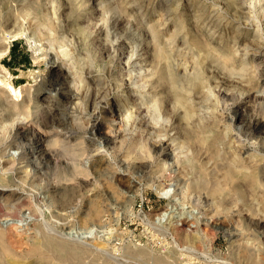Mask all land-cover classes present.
<instances>
[{"label":"rangeland","instance_id":"rangeland-1","mask_svg":"<svg viewBox=\"0 0 264 264\" xmlns=\"http://www.w3.org/2000/svg\"><path fill=\"white\" fill-rule=\"evenodd\" d=\"M25 31L43 50L35 53L24 37L15 36ZM8 41V53L0 57V79L22 96H15L0 82V173L13 166L18 171L12 184L2 183L11 185L0 187V205L20 206L0 213V262H4L0 264H64L55 249L51 252L46 247L31 257L30 249L40 233L66 243L69 252L82 253L84 261L80 259L87 264H264V223L256 225L257 219H264V134L250 135L246 125L249 115L264 120V0H0V51ZM69 65H75L74 70ZM60 73L80 75L85 81L91 90L87 109L82 106L68 113L66 98L52 89ZM241 93H245L244 103L231 122V115L222 111ZM176 98L182 107L174 112ZM49 104L53 109L58 106L69 120L77 118L78 124H87L89 115H97L100 135L115 139L91 159L93 173L83 169L88 152L80 143L81 135L74 141L80 145L73 142L70 150L64 151L67 147L58 142L67 135L60 123H35L34 133H44L46 152L36 162L17 159L27 142L15 136L16 127L38 121ZM218 107L222 111L210 112ZM156 115L170 119L167 133L174 145L187 143L186 130L216 142L210 147L189 144L196 165L182 172L185 166H175L172 158L157 160L146 138L139 137ZM18 117L26 120L14 125ZM233 160L239 167H234L238 170L232 182H239L230 186L232 182L224 176ZM38 162L46 163L41 169ZM121 178L130 179L134 187L128 190ZM84 180L91 184L83 186ZM221 182L223 186L226 182L225 187L219 185L221 197L214 198L225 218L208 221L211 190ZM89 187L105 196L107 205L96 220L85 211L86 198L92 194ZM23 213L27 220L18 222ZM42 248L48 250L46 254H41L46 252ZM49 251L52 259H48ZM8 252L12 256H6ZM81 260L78 264H83Z\"/></svg>","mask_w":264,"mask_h":264},{"label":"bare ground","instance_id":"bare-ground-1","mask_svg":"<svg viewBox=\"0 0 264 264\" xmlns=\"http://www.w3.org/2000/svg\"><path fill=\"white\" fill-rule=\"evenodd\" d=\"M247 1V0H246ZM255 1V0H254ZM251 2V1H250ZM262 3V2H261ZM259 5V4H258ZM251 6V5H250ZM232 8V7H231ZM30 17V16H29ZM232 18V17H231ZM251 24V23H250ZM243 26V25H242ZM23 27V26H22ZM241 27V26H240ZM261 28V27H260ZM26 32V31H25ZM25 32H21V33H19V34H17V35H15V36H18V37H24L27 41H28V43L30 44L29 46L32 48V50H34V52L35 53H37V51H41V50H43L41 47H42V45H40L39 44V42L33 37V36H31V35H29L27 32L25 33ZM63 38V37H62ZM2 39V38H1ZM5 39V38H4ZM64 39V38H63ZM7 41V40H6ZM41 41V40H40ZM71 42V41H70ZM71 45H72V47H73V45L74 44H72V43H70ZM69 44V45H70ZM1 45H2V43H1ZM44 45V44H43ZM67 45V44H66ZM81 45V44H80ZM52 46V45H51ZM0 47H2V46H0ZM9 47H10V45H9V41L8 42H4V47H3V49L0 51V57H2V56H4V55H6L7 53H8V50H9ZM65 47V46H64ZM77 47V46H76ZM48 48V46H46V48L45 49H47ZM82 48V47H81ZM119 50H121V49H119ZM169 50V49H168ZM61 51V50H60ZM137 51V50H136ZM163 51H164V49H163ZM165 51H167V50H165ZM74 52H75V50H74ZM134 53V52H133ZM170 53V52H169ZM76 54V53H75ZM124 54V53H123ZM129 54V53H128ZM137 54V53H136ZM165 54L166 55H169V54H167L166 52H165ZM173 54V53H172ZM68 55V54H67ZM71 55V54H70ZM69 55V57H71ZM121 55H122V52H121ZM138 55H139V53H138ZM47 56H48V54H46V58H47ZM123 56V55H122ZM173 56V55H172ZM181 56V55H180ZM63 57V56H62ZM169 57V56H168ZM167 58V57H166ZM171 58V57H170ZM71 59V58H70ZM50 61L52 60L51 58L49 59ZM169 60H171V59H169ZM118 61V60H117ZM130 59H129V61H128V64H131L130 63ZM133 61V60H132ZM174 62V61H173ZM172 62V63H173ZM134 63V62H133ZM144 63H146V62H144ZM166 63H168V61H166ZM170 63V62H169ZM180 63V62H179ZM186 63V62H185ZM73 64H75V63H73ZM136 64L137 63H135L134 65L136 66ZM174 64V63H173ZM187 64V63H186ZM165 65V64H164ZM70 66V65H69ZM80 66V65H79ZM85 66V65H84ZM135 66H134V68H135ZM171 66H174V65H171ZM177 66V65H176ZM187 66V65H186ZM71 67V69H70V71L71 70H74V69H72L73 67H75V65H72V66H70ZM119 67V66H118ZM168 67H169V65H168ZM111 68V67H110ZM169 68H171V67H169ZM178 68V67H177ZM87 69V68H86ZM133 69V68H132ZM190 69V68H189ZM84 70V69H83ZM175 70V69H174ZM180 70V69H179ZM75 71H77V70H75ZM137 71V70H136ZM142 72V71H141ZM171 72V71H170ZM169 72V73H170ZM174 72V71H173ZM173 72H171V73H173ZM180 72V71H179ZM185 72H186V70H185ZM184 72V73H185ZM189 72H190V70H189ZM75 73V72H74ZM78 73V72H77ZM85 73V72H84ZM133 74V73H132ZM175 74V73H174ZM179 74V73H178ZM71 75V74H70ZM70 75H68L67 73H60L59 75H57V76H55L54 77V84L52 85V89H53V91H54V93L56 94V95H59L60 93L61 94H63V96H64V98H66V102L68 103V106H67V108H65L67 111H68V113L70 114V113H72V110L73 109H76V108H80L81 107V109H83V107L82 106H86V105H88L89 104V100L91 99V90H90V88L88 87H86V84H85V81L81 78V77H70ZM183 75V74H182ZM186 75V74H185ZM262 75L264 76V73H262ZM170 76V75H169ZM172 76H173V74H172ZM191 76V75H190ZM180 77V76H179ZM182 77V76H181ZM187 77V76H186ZM195 77V76H194ZM83 78H84V76H83ZM156 78V77H155ZM176 78H177V76H176ZM74 79H76V80H78L77 82H78V85L76 84V82H75V84H73V80ZM190 79V78H189ZM143 80V79H142ZM160 80V79H159ZM176 80V79H175ZM75 81V80H74ZM87 81V80H86ZM113 81V80H112ZM132 81V80H131ZM134 81H135V79H134ZM182 81V80H181ZM192 81V80H191ZM0 82H2L3 84H7L6 86H7V90H9L10 92H12L15 96H22L21 94H20V92H17L16 90H14V87H13V85L12 84H10V83H7V80H5V79H0ZM6 82V83H5ZM137 82V81H136ZM184 82H185V80H184ZM99 83V82H98ZM113 83V82H112ZM132 83H134V82H132ZM141 83V82H140ZM175 83H177L176 81H175ZM198 83V82H197ZM121 84V83H120ZM128 84V83H127ZM137 84H139V83H137ZM174 84V83H173ZM181 84V83H180ZM180 84H178V85H180ZM190 84V83H189ZM195 84V83H194ZM140 85V84H139ZM169 85V84H168ZM176 85V84H175ZM244 85V84H243ZM115 86V85H114ZM122 86V85H121ZM121 86H119V87H121ZM124 86H125V84H124ZM129 86H130V84H129ZM141 86L142 85H140V88H141ZM184 86H185V84H184ZM195 86V85H194ZM198 86V85H197ZM74 88V91H72L71 90V88ZM111 87H112V85H111ZM111 87H110V89H111ZM119 87H118V89H119ZM143 87V86H142ZM179 87V86H178ZM183 87V86H182ZM114 88V87H113ZM178 89V88H177ZM185 89H186V87H185ZM216 89V88H215ZM107 90V89H106ZM193 90V89H192ZM243 91V90H242ZM110 92H111V90H110ZM185 92V91H184ZM193 92V91H192ZM244 92H245V89H244ZM97 93V92H96ZM186 93V92H185ZM1 94V93H0ZM7 94V93H6ZM99 94V93H98ZM238 94V93H237ZM8 95V94H7ZM177 95V94H176ZM243 95H245V93H241V95H239V96H237V95H234V97H232V103L228 106V107H226V108H224L223 109V111L222 110H220L219 109V107H218V109H214V110H211L210 112L212 113V114H217L219 111H222V112H227L228 113V115H231V122H232V120L234 119L233 117H234V115L236 114V113H238V110L240 109V105L241 104H243L244 103V101H243ZM60 96V95H59ZM103 96V95H102ZM214 96V95H213ZM218 96V95H217ZM262 96V95H261ZM93 97H95V95L93 96ZM122 97H124V96H122ZM127 98H128V96H126ZM175 97V96H174ZM189 97V96H188ZM259 97V96H258ZM63 98V99H64ZM126 98V99H127ZM219 98V97H218ZM261 98V97H260ZM177 99V98H176ZM193 99V98H192ZM65 100V99H64ZM170 100V99H169ZM216 100V99H215ZM20 101V100H19ZM171 101V100H170ZM39 102V101H38ZM65 102V101H64ZM91 102V101H90ZM201 102V101H200ZM46 103H48L47 101H46ZM45 103V104H46ZM161 103V102H160ZM219 103V102H218ZM51 104V103H50ZM50 104H49V109H48V111H46L45 113H44V115H43V117H41L38 121H30L31 123L29 124V125H22V126H20V127H16V131H15V136H17L19 139H21V140H26L25 142H27V143H25V146L24 147H26V149H24L23 151H21V153L18 155V157H17V159L19 160H21L22 158H24V160H25V158L30 162H36V161H38L37 160V158H38V155H40V154H43V153H45L46 151H45V148H44V145H43V138H42V135L44 134H42L41 132H39V131H37L36 133H34L35 132V123L37 124V125H39V124H42L43 122H45V123H49V122H51V123H60V124H63L64 125V127L62 128L63 130V132L62 133H65V134H67V135H63V137L62 138H60V141H58V142H60L61 143V145L64 147H67V148H65L64 149V151L66 150V149H68V150H70L68 147L70 146V145H73L72 143L75 141V139H76V137H80V135L82 136L81 138H82V140H80V141H82V142H80V143H83V148H84V146H85V148L84 149H86V151L88 152V155L87 156H85V161H83L82 163H83V169H85L84 171H86V173H88V174H91V173H93V166H91L90 165V161H91V159L92 158H94V157H96V156H98V154H99V152L101 151V149L103 148L104 150H105V147H106V145H108L109 143H115V139L113 140V139H110L109 137H107V136H104V135H100V133H99V130H101L102 129V127L99 125V122H98V116L97 115H93V116H91V115H89V117L90 118H88V122L89 123H87V124H78V123H75V120H77V118H73V119H71V120H69V118H67L66 117V114H64L63 112L61 113L60 111H62V110H60L59 111V109L60 108H58V106H56L55 107V109H53L54 107L53 106H50ZM200 104V103H199ZM210 104V103H209ZM42 105V104H41ZM57 105H59V104H57ZM155 105V104H154ZM59 106H61V105H59ZM156 106H158V105H156ZM205 106V105H204ZM208 106V105H207ZM63 107H65V106H63ZM89 107V106H88ZM159 107V106H158ZM180 107H182V102L181 101H179V99H177V101L175 100V102L173 103V109H174V112H177V110L180 108ZM212 107H213V105H212ZM216 107V106H215ZM86 109H87V106H86ZM86 109H84V111L86 110ZM135 109V108H134ZM204 109H205V107H204ZM203 109V110H204ZM47 110V109H46ZM77 110H79V109H77ZM96 110L98 111V107L96 106ZM136 110V109H135ZM143 110V109H142ZM182 110V109H181ZM188 110V109H187ZM206 110V109H205ZM139 111V110H138ZM93 112V111H92ZM136 112V111H135ZM157 112H160V110L159 111H157ZM190 112V111H189ZM191 112H193V111H191ZM207 112V111H206ZM42 113V114H43ZM74 114H75V112H73ZM99 113V112H98ZM131 113H132V111H131ZM131 113L129 112V115H131ZM144 113V112H143ZM142 113V114H143ZM150 113V112H149ZM172 113H173V111H172ZM180 113H182V112H180ZM195 113V112H194ZM77 114V113H76ZM76 114H75V116H76ZM81 114V112L79 111V115ZM133 114H134V112H133ZM139 114V113H138ZM207 114V113H206ZM257 114V113H256ZM24 115V114H23ZM85 115V114H84ZM151 115V114H150ZM181 115V114H180ZM204 115V114H203ZM87 116V115H86ZM155 116V115H154ZM157 116V115H156ZM40 117V116H39ZM74 117V116H73ZM88 117V116H87ZM129 117V116H128ZM127 117V118H128ZM183 117V116H182ZM203 117V116H202ZM201 117V118H202ZM212 117H214V116H212ZM70 118H72V117H70ZM79 118V117H78ZM130 118H132L133 119V117H131L130 116ZM137 118V117H136ZM140 118H142V116L140 117ZM144 118V117H143ZM147 118V117H146ZM145 118V119H146ZM150 118V117H149ZM163 118V117H162ZM168 118V117H167ZM186 118L187 119H191L192 118V115H190V114H186ZM87 119V118H86ZM208 119V118H207ZM218 119V118H217ZM24 120H26V117L25 118H22V117H18V118H16L14 121H15V123H14V125L16 124V123H22L23 124V122H24ZM36 120V119H35ZM144 120V119H143ZM147 120V119H146ZM162 119L160 118V116H157V117H155V119H153L152 121H151V123H152V125L150 124L149 125V128L148 129H146V130H148L146 133H142V134H139V137L142 139H144V137L146 138L145 140L150 144V146H151V149L153 148L154 149V152L156 153V155H158L157 157V160H159L160 158L162 159V161L164 162V161H167V159L168 158H172V160L174 161V164H175V166H180V165H183V167L185 166V168H183V169H181L182 170V172H183V170H186V166H189V167H191V166H195L196 165V159L195 158H197V157H195L194 156V152L191 150V149H189V144L190 145H194V144H196V143H198V142H201L200 144H202V145H206V146H209L210 147V145L211 144H214V141H213V143H210L209 141H210V137L209 136H207L206 138L204 137V138H202V137H200V136H197V132H196V134H195V132H193V131H191V130H186L185 131V141L188 143H183V145H181V144H178V145H174V144H172L173 142H175V140H173V139H171L170 137H169V133H167V131H168V129L170 128V126H171V124H170V119L168 118V120H162ZM192 120V119H191ZM203 120V119H202ZM201 120V121H202ZM85 121V120H84ZM127 121V120H126ZM137 121H139V120H137ZM166 121V122H165ZM193 121H196V120H193ZM199 121V120H198ZM129 122V121H128ZM128 122L126 123V127H124V128H128L129 127V125H128ZM33 123V124H32ZM131 123V122H130ZM150 123V122H149ZM172 123H173V121H172ZM197 123V122H196ZM133 124H135L134 122H133ZM136 124H137V122H136ZM139 124H141V123H139ZM245 124V123H244ZM131 125V124H130ZM207 125V124H206ZM230 125V124H229ZM231 125H232V123H231ZM230 125V126H231ZM246 125H247V129H248V131H249V133H250V135H263L264 134V120H262V119H260L259 118V116L257 117L256 115H249V118H248V120H247V123H246ZM74 126V127H73ZM140 126V125H139ZM174 126V125H173ZM13 127H15V126H13ZM40 127V126H39ZM39 127H37L38 129H39ZM42 127V126H41ZM73 127V128H72ZM147 127V126H146ZM139 128V127H138ZM140 128H141V126H140ZM140 128H139V130H140ZM183 128V127H182ZM37 129V130H38ZM44 128L42 127V130H43ZM132 129L135 131V126L134 125H132ZM143 129V128H142ZM146 130H144V131H146ZM61 131V130H60ZM131 132V131H130ZM14 133V132H13ZM107 133V132H106ZM138 133H140L139 131H138ZM42 134V135H41ZM126 134V133H125ZM178 135V134H177ZM207 135V134H206ZM175 136V135H174ZM181 136V135H180ZM14 138V137H13ZM58 139V138H57ZM57 139H56V141H57ZM176 139V138H175ZM180 139V138H179ZM224 139V138H223ZM51 140V139H50ZM55 140V139H54ZM182 140V139H181ZM219 140V139H218ZM46 141V140H45ZM53 142H55V141H53ZM52 142V143H53ZM216 142V141H215ZM52 143H51V145H52ZM57 143V142H56ZM56 143H55V145H56ZM75 143H77V144H79L80 145V143H78L77 141L76 142H74V144ZM138 142H136L134 145H135V147H136V144H137ZM76 144V145H77ZM240 144V143H239ZM54 145V146H55ZM76 145H74L75 147H76ZM134 145H133V147H134ZM237 145V144H236ZM48 146H50L49 144H48ZM197 146V145H196ZM200 146V145H199ZM70 147H72V146H70ZM81 147H82V144H81ZM81 147H80V149L79 150H82V151H84V149H81ZM1 148V147H0ZM201 148V147H200ZM217 148V147H216ZM229 148V147H228ZM237 148V147H236ZM49 149V148H48ZM60 149V148H59ZM219 149V148H218ZM218 149H216V151L217 152H219L218 151ZM55 150V149H54ZM63 150V149H62ZM73 150H74V147H73ZM75 150H76V148H75ZM75 150H74V152H75ZM143 150H145V149H143ZM191 150V151H190ZM204 150V149H203ZM203 150H201V151H203ZM206 150V149H205ZM214 150V149H213ZM213 150H212V152H213ZM235 150V149H234ZM72 151V150H71ZM70 151V152H71ZM134 151H135V149H134ZM200 151V152H201ZM207 151V150H206ZM206 151H205V153H206ZM215 151V152H216ZM240 152H241V150H239ZM244 151V150H243ZM79 152V151H78ZM131 152V151H130ZM192 152V153H191ZM211 152V151H210ZM212 152H211V154H212ZM85 153V152H84ZM109 153V152H108ZM221 152H219V153H215L216 154V156H218V157H220L219 155H217V154H220ZM72 154H73V152H72ZM71 153H70V156L72 155ZM80 154H82L83 155V153H80ZM85 154H87V153H85ZM84 154V155H85ZM136 154V153H135ZM200 154V153H199ZM203 154H204V152H203ZM209 154V153H208ZM230 154V153H229ZM240 154V153H239ZM243 154V153H242ZM76 155V154H75ZM81 155V157H83ZM236 155V154H235ZM207 157H208V155H206ZM205 156V154H204V157L206 158V161H207V157ZM209 156H210V154H209ZM223 156V155H222ZM202 157V156H201ZM213 157V156H212ZM224 157V156H223ZM237 157H238V154H237ZM79 158V157H78ZM129 158V157H128ZM211 157H209V159H210ZM239 158H240V155H239ZM15 159V158H14ZM81 159V158H80ZM134 159V158H133ZM156 159V158H155ZM200 159H202V158H200ZM233 159V158H232ZM19 160V161H20ZM78 160V159H77ZM76 160V162H79L80 160H78L77 161ZM198 160V159H197ZM205 160V159H204ZM210 160H212V158L210 159ZM227 160V159H226ZM231 160V159H230ZM126 160H124V162H125ZM141 161H142V159H141ZM145 161V160H144ZM152 161V160H151ZM169 161V160H168ZM203 161V160H202ZM201 161V162H202ZM209 161V160H208ZM216 161V160H215ZM75 162V161H74ZM123 162V161H122ZM134 162V161H133ZM140 162V161H139ZM159 162V161H158ZM162 162V163H163ZM170 162V161H169ZM226 162V161H225ZM26 163H27V161H26ZM45 163L46 162H44V163H41V162H38L37 164H39L38 166L42 169L43 168V164L45 165ZM97 163V162H96ZM156 163V162H155ZM159 163H161V162H159ZM171 163V162H170ZM218 163V162H217ZM235 163H236V161L235 160H233L232 162H230L229 164H228V167H227V170H226V173H225V176H224V179L225 180H227V181H231L232 182V180L234 179V177L236 176L235 175V173H236V170H238V169H236L235 170V168L234 167H236V166H234L235 165ZM238 163V162H237ZM73 164V163H72ZM140 164V163H139ZM143 164V163H142ZM152 164L154 165V163H153V161H152ZM169 164V163H168ZM225 164H227V163H225ZM13 165H15V162H14V164ZM75 165V164H74ZM133 165V164H132ZM144 165V164H143ZM158 165V164H157ZM170 165V164H169ZM224 165V164H223ZM129 166V165H128ZM160 166V165H159ZM164 166H166V165H164ZM168 166V165H167ZM217 166V165H216ZM73 167V166H72ZM76 167V166H75ZM82 167V166H81ZM80 166H78V170L80 171V169L79 168H81ZM144 167V166H143ZM158 167V166H157ZM162 167H163V165H162ZM171 167H173V166H171ZM239 167V166H238ZM238 167H236V168H238ZM77 168V167H76ZM134 168H136V166L134 167ZM170 168V167H169ZM71 169V168H70ZM69 169V170H70ZM96 169V168H95ZM145 169V168H144ZM178 169V168H177ZM190 169H192V168H190ZM208 169V168H207ZM128 170V169H127ZM167 170V169H166ZM169 170V169H168ZM172 170H173V168H172ZM180 170V169H179ZM189 170V169H188ZM96 171V170H95ZM130 171V170H129ZM138 171V170H137ZM141 171V170H140ZM207 171V170H206ZM18 171H17V168H15L14 166L12 167V168H9V169H4V170H2L1 171V173H0V187L2 186V187H4V186H6L7 184H2V183H4V182H11V184H12V181L14 180V174L15 173H17ZM74 172V171H73ZM142 172V171H141ZM144 172V171H143ZM168 173H169V171H168ZM178 173V172H177ZM202 173V172H201ZM151 174V173H150ZM163 174V173H162ZM161 174V175H162ZM204 174V173H203ZM202 174V175H203ZM93 175V174H92ZM165 175V177H166V174H164ZM168 175V174H167ZM172 175V174H171ZM178 175V174H177ZM180 175H182L181 174V172H180ZM89 176V175H88ZM170 176V175H169ZM204 176V175H203ZM97 177V176H96ZM147 177V176H146ZM160 177V176H159ZM162 177V176H161ZM178 177V176H177ZM59 178V177H58ZM74 178V177H73ZM72 178V179H73ZM82 178H84V177H82ZM92 178V177H91ZM90 178V179H91ZM170 178H171V176H170ZM173 178V177H172ZM171 178V179H172ZM184 178H186V179H188L187 177H184ZM246 178V177H245ZM62 179V178H61ZM121 179H123V182H125V187H127L128 188V190L131 188V187H134L133 185H132V182H130L131 180L130 179H124V178H121ZM164 179V178H163ZM170 179V180H171ZM178 179V178H177ZM182 179V178H181ZM238 179V178H237ZM60 180V179H59ZM166 180V179H165ZM219 180H220V178H219ZM239 180V179H238ZM238 180H234V181H237V182H239ZM70 181H72V180H70ZM91 181H92V179H91ZM134 181V180H133ZM136 181V180H135ZM162 181V180H161ZM168 181V180H167ZM182 181V180H181ZM185 180H183V182H184ZM194 181V180H193ZM234 181L232 182V183H230L231 185L230 186H232V184L234 183ZM73 182V181H72ZM75 182V181H74ZM83 182H85V183H83V186H88V185H90L91 183H88V180H84ZM16 183V182H15ZM18 183V182H17ZM25 183V182H24ZM50 183V182H49ZM186 183H187V181H186ZM252 183V182H251ZM10 184V185H11ZM20 184V183H19ZM220 184H222V185H220ZM225 184H226V182L224 183V186H223V183L221 182V183H219L218 184V186L217 187H214V186H212V187H214L213 189H212V187H211V196H213L212 197V201H211V203L209 204V209H208V212L206 213V218H207V220L208 221H212V222H218V221H220L221 220V218H225V215L224 214H222L223 212V210H221V204H220V202L218 201V200H216L215 198H219V197H221V193H222V191H223V188H222V190H221V187L220 186H223V187H225ZM240 184V183H239ZM10 185H7V187H9L10 188ZM123 185V184H122ZM169 185V184H168ZM220 185V186H219ZM15 186V185H14ZM208 186V185H207ZM94 187V186H93ZM167 187V186H166ZM15 188V187H14ZM41 188V187H40ZM51 188V187H50ZM55 189H56V187H54ZM90 188V187H89ZM122 188V187H121ZM190 188V187H189ZM232 188V187H231ZM12 189V188H11ZM29 189V188H28ZM86 189V188H85ZM90 189H92V187L90 188ZM100 189V188H99ZM126 189V188H125ZM158 189V188H157ZM46 190V189H45ZM51 190V189H50ZM49 189H47V191L49 192L50 191ZM87 190H89V189H87ZM101 190V189H100ZM124 190V189H123ZM184 190V189H183ZM210 190V189H209ZM208 190V191H209ZM29 191V190H28ZM33 191V190H32ZM57 191V190H56ZM92 191V194H91V196L90 197H87L86 199H87V201H88V203H86V210L85 211H88V213L90 212V214H88L89 215V217L91 218V219H95V218H99V217H101V214L103 213H105L106 211H107V205H106V201H104L105 200V196H103L102 194L101 195H99L97 192H96V190L95 189H92L91 190ZM110 191V190H109ZM125 191V190H124ZM185 191V190H184ZM53 192V191H52ZM102 192V191H101ZM100 192V193H101ZM105 192V191H104ZM122 192V191H121ZM170 192V191H169ZM169 192H166V193H168L169 194ZM33 193V192H32ZM35 193V192H34ZM225 193V192H224ZM263 193V192H262ZM23 194H24V191H23ZM27 194H29V193H27ZM105 194V193H104ZM168 194H166V195H168ZM25 195V194H24ZM113 195V194H112ZM82 196V195H81ZM263 196V195H262ZM21 197V196H20ZM109 197V196H108ZM112 197V196H111ZM215 197V198H214ZM17 198V197H16ZM15 198V199H16ZM83 198L85 199V197L83 196ZM18 199V198H17ZM16 199V200H17ZM203 199V198H202ZM32 200V199H31ZM207 200V199H206ZM209 200V199H208ZM13 201V200H12ZM23 201V200H22ZM51 201V200H50ZM117 201V200H116ZM262 201V200H261ZM7 202V201H6ZM14 202H15V200H14ZM17 202V201H16ZM84 202V201H83ZM219 202V203H218ZM238 202V201H237ZM32 203V202H31ZM1 204H3V203H1ZM12 204V203H11ZM238 204V203H237ZM4 205V204H3ZM3 205H0V213H1V211H3L2 209H8L7 211L8 212H10L9 210L10 209H13V208H16L17 209V207L18 206H20V204H13V205H8V203H7V205L8 206H4L3 207ZM238 206V205H237ZM31 207V206H30ZM109 207H113V206H109ZM108 207V208H109ZM205 207H206V205H205ZM212 207V208H211ZM221 207V208H220ZM21 208V207H20ZM204 208V207H203ZM26 209V208H25ZM24 209V210H25ZM106 209V210H105ZM30 210V209H29ZM202 210V209H201ZM207 210V209H206ZM205 210V211H206ZM4 211H6V210H4ZM14 211H16V210H14ZM19 211V210H18ZM23 211V210H22ZM27 211V210H26ZM204 211V212H205ZM20 212H21V210H20ZM24 212V211H23ZM115 212V211H114ZM225 212V211H224ZM237 212V211H236ZM240 212V211H239ZM226 213V212H225ZM6 214V213H5ZM15 214V213H14ZM24 214V213H23ZM204 214V213H203ZM229 214V213H228ZM227 214V215H228ZM263 214H264V212H263ZM232 215V214H231ZM247 215V214H246ZM3 216V215H2ZM16 216H18V215H16ZM33 216V215H32ZM264 216V215H263ZM27 214L25 213L24 215H23V218L20 220H18V222L20 221V222H22V221H26L27 220ZM227 218V217H226ZM252 218H254V217H252ZM201 219V218H200ZM256 219V218H255ZM10 220V219H9ZM16 220V219H15ZM43 220V219H42ZM96 220V219H95ZM206 220V219H205ZM237 220V219H236ZM5 221V220H4ZM3 221V222H4ZM8 221V220H7ZM221 222V221H220ZM236 223V222H235ZM253 223H254V221H253ZM257 224V226H258V224H263L264 223V219L262 218V219H257V222H256ZM212 224V223H211ZM225 224V223H224ZM223 224V225H224ZM227 224V223H226ZM19 225V224H18ZM27 225H28V222H27ZM42 225V224H41ZM231 225V224H230ZM255 225V224H254ZM255 225V226H256ZM260 226V225H259ZM258 226V227H259ZM38 227H41V226H38ZM20 228V227H19ZM29 230V229H28ZM31 230H32V228H31ZM1 231V230H0ZM240 231V230H239ZM1 232H3V230L1 231ZM0 232V233H1ZM27 232V231H26ZM32 232V231H31ZM35 232V231H34ZM238 232V231H237ZM37 233V232H36ZM40 233V232H39ZM25 234V233H24ZM44 234H46V233H44ZM47 235V234H46ZM62 236V235H61ZM60 236V237H61ZM261 236V235H260ZM31 237V236H30ZM36 237V236H35ZM52 237H53V235H52ZM65 237V236H64ZM63 237V238H64ZM56 238V237H55ZM54 239V238H53ZM53 239L51 240L50 238H49V236L47 235V236H45V235H42L41 233H40V238H38L37 240H34L33 242V244H34V247H32V249H30L31 250V253L30 254H33V255H31V257L32 256H35V254H38L39 255V253H37L36 251L39 249V248H41V247H46L47 249H49V250H51V252L55 249V250H57V251H53V252H55V253H57L59 256H58V258L60 257L62 260H64V264L65 263H70V264H78L79 262H80V258H82L80 255H83L82 253L80 254V255H78V254H76V252H69L68 251V248H69V246L67 247L65 244V242H62V243H65L64 245L63 244H61L59 241H57V242H55V241H53ZM57 239V238H56ZM244 239V238H243ZM61 240H63V239H61ZM60 240V241H61ZM4 242V241H3ZM240 242V241H239ZM244 244V243H243ZM4 245V244H3ZM68 245V244H67ZM100 245V244H99ZM238 245V244H237ZM241 245V244H240ZM245 245V244H244ZM5 246H7V245H5ZM18 246V245H17ZM92 246V245H91ZM9 246H7V248H8ZM14 247V246H13ZM95 247V246H94ZM98 247V246H97ZM97 247H95V248H97ZM246 247V246H245ZM31 248V247H30ZM45 248V249H46ZM73 248V247H72ZM76 248V247H75ZM99 248V247H98ZM247 248H248V246H247ZM8 249H10V251H11V248H8ZM13 249V248H12ZM43 249V248H42ZM45 249H43V250H45ZM70 249V248H69ZM78 249V248H77ZM100 249V248H99ZM7 250V249H6ZM26 250V249H25ZM76 250V249H75ZM14 251V250H13ZM12 251V252H13ZM27 251H29V249L27 250ZM46 252H42V251H40L41 252V254L42 253H47V251L48 250H45ZM99 251V250H98ZM7 252V251H6ZM30 252V251H29ZM51 252L49 251L48 253L50 254V256H52V254H51ZM79 252V251H78ZM54 253V254H55ZM0 254H2V253H0ZM22 254V253H21ZM48 254V255H49ZM88 254V253H87ZM87 254H85V256L87 255ZM4 255H5V253H4ZM7 255H11L12 256V254L11 253H7L6 254V256ZM14 255H15V253H14ZM25 255V257H26V254H24ZM20 256V255H19ZM29 256V255H28ZM42 256V255H41ZM49 256V257H50ZM80 256V257H79ZM4 257V256H3ZM18 257V256H17ZM22 257V256H21ZM95 257V256H94ZM1 258V257H0ZM35 258V257H34ZM37 258V257H36ZM39 258V257H38ZM37 258V259H38ZM42 258V257H41ZM44 259H47L48 257H43ZM53 258V256L52 257H50V258H48V259H52ZM88 258H90L89 257V254H88ZM168 258V257H167ZM24 259V258H23ZM26 259V258H25ZM29 259V258H28ZM33 259V258H32ZM36 259V260H37ZM43 259V260H44ZM87 259V258H86ZM3 260H4V258H3ZM19 260V259H18ZM21 260V259H20ZM35 260V259H34ZM35 260V261H36ZM39 260V259H38ZM60 260V259H59ZM82 260L84 261V258H82ZM81 260V261H82ZM259 260V259H258ZM1 261V260H0ZM13 261H15V259H13ZM12 261V262H13ZM46 261V260H45ZM48 261V260H47ZM53 261H55L54 259H53ZM57 261V260H56ZM83 261L81 262V263H83ZM93 261V260H92ZM39 262H42V260H40ZM44 262V261H43ZM50 262H51V260H50ZM88 262V261H87ZM0 263H4V262H0ZM38 263V262H37ZM56 263V262H55ZM85 263V262H84ZM83 263V264H84ZM93 263H94V261H93ZM92 263V264H93ZM263 263V262H262ZM261 263V264H262ZM51 264V263H50ZM53 264V263H52ZM59 264H60V262H59ZM62 264H63V261H62ZM85 264H87V263H85ZM95 264V263H94Z\"/></svg>","mask_w":264,"mask_h":264},{"label":"trees","instance_id":"trees-1","mask_svg":"<svg viewBox=\"0 0 264 264\" xmlns=\"http://www.w3.org/2000/svg\"><path fill=\"white\" fill-rule=\"evenodd\" d=\"M13 51V48L11 49V52Z\"/></svg>","mask_w":264,"mask_h":264}]
</instances>
